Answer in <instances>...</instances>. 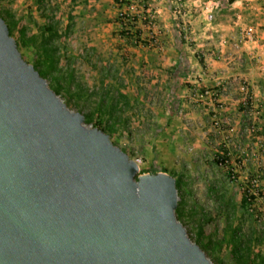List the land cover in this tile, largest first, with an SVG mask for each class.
<instances>
[{
	"label": "water",
	"instance_id": "1",
	"mask_svg": "<svg viewBox=\"0 0 264 264\" xmlns=\"http://www.w3.org/2000/svg\"><path fill=\"white\" fill-rule=\"evenodd\" d=\"M139 171L0 17V264H213L177 219L176 179Z\"/></svg>",
	"mask_w": 264,
	"mask_h": 264
},
{
	"label": "rangeland",
	"instance_id": "2",
	"mask_svg": "<svg viewBox=\"0 0 264 264\" xmlns=\"http://www.w3.org/2000/svg\"><path fill=\"white\" fill-rule=\"evenodd\" d=\"M46 3L49 10H44L36 0H0V11L6 18L7 13L11 14L27 29L28 37L39 35L40 28L49 23H59L63 32L67 20L76 18L73 23L76 31L61 43V51L65 48V53L63 50L58 72L60 84L68 86L74 98L68 101L62 89L58 95L60 99L66 104L69 102L67 106L71 111L89 118L90 122H85L87 127L112 128L109 136L115 145L126 150L134 161L142 160L138 176L166 173L181 182L180 190L177 189L180 207L176 212L177 219L194 243L200 247V244L213 243V247L203 249L213 264H235L231 246L223 240L227 234L230 240L234 231L250 249V264H264L263 89L261 101L256 100L251 85L242 79L237 80L236 88L242 102L238 108H232L235 109L233 112H223L226 105L221 101V90L195 87L191 89V98L205 104L204 110L208 112L201 116L202 123L190 120L187 117L189 111L178 106L174 108L179 117L178 124H185L189 130L175 133V128H172V131L162 134L159 123L155 121L157 115L153 113V110L158 113L160 105L150 108L144 104L131 105L135 94L131 90L122 92L106 89L102 83L92 84L98 79L97 69L94 74H89L88 59L81 54L80 21L85 0H48ZM132 18L126 11L119 17L127 38L136 36L133 35L136 29ZM145 18L149 23L153 20L152 14ZM23 53L25 60L33 64L31 51L26 49ZM97 64L93 62V65ZM44 79L52 90L58 88L56 80L51 77ZM205 89L217 91L216 99H200L196 92ZM146 91L139 93L140 96L151 101L155 98V103L167 95L165 89L164 93L157 90L155 94ZM172 91L177 93L178 89L170 88L169 92ZM110 97L122 101V106L110 108ZM245 196L248 197L246 205L243 202Z\"/></svg>",
	"mask_w": 264,
	"mask_h": 264
},
{
	"label": "crops",
	"instance_id": "3",
	"mask_svg": "<svg viewBox=\"0 0 264 264\" xmlns=\"http://www.w3.org/2000/svg\"><path fill=\"white\" fill-rule=\"evenodd\" d=\"M83 7L81 54L88 59L89 74L97 69L98 79L92 84L131 90L135 93L131 105H160L158 113H153L162 134L172 128L175 133L189 130L185 124H178L172 102L189 111L190 120L202 123L201 116L208 112L205 104L191 98L195 87L221 90V101L226 105L223 112H233L232 108L242 102L237 80L247 81L253 97L261 101L264 0H85ZM125 11L132 15L138 36H123L119 17ZM210 11L213 21L207 19ZM148 14H152L150 23L145 18ZM72 27L76 31L74 24ZM248 27L255 29V39L236 48ZM173 87L177 93L169 92ZM164 89L167 95L159 103L139 94L146 90L164 93Z\"/></svg>",
	"mask_w": 264,
	"mask_h": 264
},
{
	"label": "trees",
	"instance_id": "4",
	"mask_svg": "<svg viewBox=\"0 0 264 264\" xmlns=\"http://www.w3.org/2000/svg\"><path fill=\"white\" fill-rule=\"evenodd\" d=\"M48 0H36L37 4L41 7L44 6V10H49L48 3H46ZM0 17L5 20V22L8 25L10 35L13 36L16 39L18 48L20 52L22 53V56L24 58V50L29 49L31 51L34 61L32 62L35 69L40 73V75L43 78L51 77L52 79L56 80L58 83V88L53 89L57 95L60 94V90L64 89L66 92V95L68 97V101H72L74 98V93L70 92V89L68 86L64 87L60 84V76H59V63H60V57L63 56L62 52L65 48L61 51V43L66 40L68 37L72 36V24L75 22L73 18H70L67 20L65 24L64 33L59 28V23H49L48 25H45V27L40 28V34H33L31 37H28L27 29L23 28L18 21L15 20V18L10 14L7 13V18L1 13L0 11ZM123 36L125 34L124 31H121ZM133 35L138 36V32L134 31ZM130 38V36H128ZM68 54V53H67ZM25 59V58H24ZM109 106L110 108L117 107L116 100L114 97L109 98ZM102 102H105L102 101ZM108 102V101H107ZM69 103V102H68ZM67 103V105H68ZM127 104H129L127 102ZM102 107V105H100ZM171 107L174 109L176 108V105L171 104ZM85 122L89 123L90 120L87 116H85ZM110 126V125H109ZM111 128V127H110ZM103 130L105 133L109 134L111 136V132H113L112 128H99ZM114 142V141H113ZM114 144H116L114 142ZM126 153H128L126 150L123 149ZM181 182L177 179V189L180 190ZM248 197L245 196L243 198L244 205L248 203ZM180 211V207L177 208V213ZM235 232V233H234ZM232 233V236L230 237V240L227 236L223 237L224 241H228L229 245L231 246V254L232 258L235 261V264H250V249L248 245L240 239L239 233L237 231H234ZM224 233H228L225 231ZM202 249L213 247L212 242H207L204 244H200Z\"/></svg>",
	"mask_w": 264,
	"mask_h": 264
},
{
	"label": "built area",
	"instance_id": "5",
	"mask_svg": "<svg viewBox=\"0 0 264 264\" xmlns=\"http://www.w3.org/2000/svg\"><path fill=\"white\" fill-rule=\"evenodd\" d=\"M121 17H124V16L122 15ZM213 18H214V14L209 12L208 15H207V19L209 21H212ZM125 20H126V18H125ZM125 20H124V22H125ZM124 22H122L123 25H124ZM255 36H256L255 29L253 27H248L244 31V33L242 35V38L239 40V43H236L235 47L239 48L240 44H242V42L253 41L255 39ZM242 90H244V86L242 87ZM196 93H197V95L199 96L200 99L209 98V99L215 100L216 97L218 96L217 91H214V90L212 91L210 89H205V90H202V91H198ZM135 162L137 163V165L139 167V170H140V165L142 163V160L141 159H135Z\"/></svg>",
	"mask_w": 264,
	"mask_h": 264
}]
</instances>
